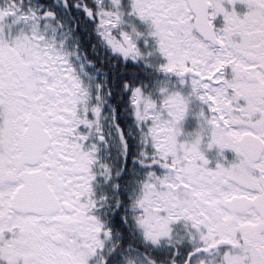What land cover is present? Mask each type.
<instances>
[{"label":"snow or ice","instance_id":"snow-or-ice-1","mask_svg":"<svg viewBox=\"0 0 264 264\" xmlns=\"http://www.w3.org/2000/svg\"><path fill=\"white\" fill-rule=\"evenodd\" d=\"M0 264H264V0H0Z\"/></svg>","mask_w":264,"mask_h":264},{"label":"rangeland","instance_id":"rangeland-1","mask_svg":"<svg viewBox=\"0 0 264 264\" xmlns=\"http://www.w3.org/2000/svg\"><path fill=\"white\" fill-rule=\"evenodd\" d=\"M237 8L240 11H246V6L245 5L238 4ZM218 20L222 21V17H219ZM197 123H198V121H197L195 116H189L188 119H187L186 128L188 130H192V129H194L197 126Z\"/></svg>","mask_w":264,"mask_h":264},{"label":"flooded vegetation","instance_id":"flooded-vegetation-1","mask_svg":"<svg viewBox=\"0 0 264 264\" xmlns=\"http://www.w3.org/2000/svg\"><path fill=\"white\" fill-rule=\"evenodd\" d=\"M221 20H218V23H221ZM226 155H228L230 158L232 157L233 153H231L230 150H226Z\"/></svg>","mask_w":264,"mask_h":264}]
</instances>
